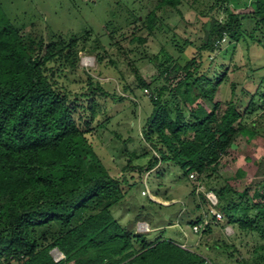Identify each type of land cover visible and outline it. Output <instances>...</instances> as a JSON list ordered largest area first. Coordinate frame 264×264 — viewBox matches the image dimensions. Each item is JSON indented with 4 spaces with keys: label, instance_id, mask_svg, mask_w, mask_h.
<instances>
[{
    "label": "trees",
    "instance_id": "1",
    "mask_svg": "<svg viewBox=\"0 0 264 264\" xmlns=\"http://www.w3.org/2000/svg\"><path fill=\"white\" fill-rule=\"evenodd\" d=\"M91 1H82V5L89 8L94 3ZM182 1L159 0L144 16L132 7L125 23H141V29L150 34L162 23L157 10L177 9ZM214 9L222 17L211 18L199 46L207 57L218 48L217 39L228 36L238 41L245 32L246 18L253 21L246 34L264 50V0H254L253 10L242 15L229 11L227 0H212L207 13ZM114 18L115 13L106 18L98 33L85 26L79 33L51 31L44 39L30 33L29 25L13 23L0 0V264H223L169 237L149 240L145 232L126 228L111 213L128 189L122 187L124 179L110 175L90 141L92 131L106 127L112 118L97 101V96L108 94L87 73V92L79 94L87 104H77V97L71 98L55 75L62 74L65 68L78 70V52L82 50L94 53L100 63L105 52L101 38L106 36L114 44L111 40L121 31ZM131 38L145 40L133 33ZM201 56L199 53L184 65L169 57L165 63H157L158 76L172 86L153 87L149 94L151 112L142 126L141 137L155 155L143 165L132 164L148 152L138 154L124 144L122 151L128 154L124 170L142 172L157 163H170L178 166L189 182L194 181L189 174L195 172V181L202 183L215 175L238 136L251 138L260 133L253 120L247 122V117L256 110L258 101L264 106L263 84L250 93L241 87L237 94L236 85L231 83L230 97L220 101L216 95L227 79L226 73L220 74L216 68L211 73L200 71L204 62ZM132 71L135 87L145 91L151 88L152 81L138 75L135 66ZM171 74H180L175 83L170 81ZM123 86L134 93V88ZM166 89L173 98L170 109L167 101L161 99ZM247 95L244 101L242 96ZM198 99L207 101L210 107ZM99 115L104 117L99 119ZM206 184V191L217 197L216 208L225 224L251 234L256 231L264 239L263 202L254 203L248 197L243 201L226 181L221 187ZM197 186H191V193ZM197 195L196 209L201 210L207 200L204 192ZM254 196L263 194L255 191ZM249 204L255 210L247 213ZM208 216L212 217L206 209L189 224L193 227ZM218 224L205 225L201 236L210 234ZM54 248L62 253V258H53L50 251ZM227 248L226 244L223 250ZM233 249L237 251L235 246ZM253 250L257 263L264 264V242ZM239 263L249 264L244 259Z\"/></svg>",
    "mask_w": 264,
    "mask_h": 264
},
{
    "label": "rangeland",
    "instance_id": "2",
    "mask_svg": "<svg viewBox=\"0 0 264 264\" xmlns=\"http://www.w3.org/2000/svg\"><path fill=\"white\" fill-rule=\"evenodd\" d=\"M1 1L4 12L13 23L29 25L30 33L40 34L44 39L51 31L63 34L79 33L85 26L92 27L94 32L98 33L102 22L106 18L110 19L112 13L116 14L113 22L118 27L121 26V31L114 40H111L112 43L115 42L114 44H111L106 36L101 38L105 51L102 53L101 62L98 63L94 53L79 51V69L65 68L66 71L59 76L56 74L55 78L70 92L71 98L77 97L74 100L77 104H87V100L79 96L87 92L89 82L87 73L93 76L108 94L106 97L97 96V101L100 107L105 108L106 115H112V118L106 127L100 126L92 131L90 141L110 175L125 180L122 187L128 189L126 196L111 209L113 217L120 224L134 232H145L149 240L157 236L178 240L185 234L194 237L189 220L194 219L199 212L204 214L209 208L206 202L203 209H196L199 202L197 193L206 192L209 187L207 182L212 186L221 187L226 181L238 192V197L243 201L248 197L254 203H264L262 101H258L256 110L247 117V122L253 120L260 133L251 138L249 135L238 136L228 154L222 158V164L217 168L215 175L209 179L206 177L202 183L191 181L192 185H198V192L194 189V193H191V182L182 176L178 166L170 163H158L156 170L150 174H147L148 171L123 169L128 160V154L122 151L124 144L129 150L138 154L143 151L148 152L147 156L134 160L132 164L143 165L147 158L155 155L149 144L141 137L142 126L151 112L149 94L153 87L155 89L162 85L172 86L170 82L158 76L157 63H165L164 60L169 57L184 65L200 53L201 60L204 61L200 71L211 73L216 68L220 74L226 73L227 79L219 87L216 95L220 101H226L230 97L231 83L236 85L237 94L241 87L250 93L258 84L264 86V50L260 45L252 42L247 35L253 27L252 20L247 18L243 20L245 32L238 41L225 36L218 48L207 57V52L199 50V46L203 43L211 18L222 17L217 9L209 11L210 14L207 13L212 0H183L177 5V9L167 7L158 9L157 13L161 16L162 23L150 34L145 29H141V23L126 24L124 19L128 15L127 11L132 7H135V12L144 16L159 0H92L91 2L94 3H91L90 7L88 5L89 8L87 5H82V1L87 0ZM253 4L254 0H227L229 11L238 15L251 12ZM132 33L145 40L140 42L132 39ZM255 34L260 36L258 32ZM133 66L138 69V75L147 81H152V86L147 91L135 87L137 81L132 71ZM171 77L173 78L170 81L175 83L180 74L176 77L171 74ZM123 85L134 88V93L125 90ZM112 95H116V98H112ZM119 95L123 98L118 99ZM242 97L246 101L249 96ZM161 99L167 101V108L173 107V98L168 89L162 93ZM198 101H201L206 108L210 107L207 101L202 99ZM78 111L82 113L80 109ZM103 117L98 116L99 119ZM255 191H261L263 197L254 196ZM150 194L158 195L155 203H151ZM165 197L175 198L177 202L164 207L158 201L161 202ZM249 206L247 213L255 210L250 204ZM144 220L149 224L150 230L143 224ZM168 221L175 225H168ZM212 230L210 234L203 236V247L200 249L203 255L217 263L241 264L239 260L244 259L249 264H258L253 249L263 243L264 239H261L256 231L251 234L236 230L234 226L225 224L224 220ZM226 244L229 248L224 251ZM234 246L237 251L233 249ZM54 251V249L50 251L51 255H54ZM230 253H232L231 258Z\"/></svg>",
    "mask_w": 264,
    "mask_h": 264
},
{
    "label": "built area",
    "instance_id": "3",
    "mask_svg": "<svg viewBox=\"0 0 264 264\" xmlns=\"http://www.w3.org/2000/svg\"><path fill=\"white\" fill-rule=\"evenodd\" d=\"M223 40H224V37L217 39L215 41L216 45H219ZM196 177H197V174L195 172H191L189 174V178L191 180L195 181ZM197 190H198V188H197ZM205 197H206V200H207L208 205H209L208 212L212 217L211 218L209 216L204 217V219L202 220L201 223L194 225L192 227L194 232L200 233L203 230L205 225H207L209 223L220 222L223 219L222 213L219 210H217V208H216V204H217L216 195L212 191H209V192L205 193ZM54 250H55L54 255H52V256L55 260H58V259L63 257L62 253L58 249L54 248Z\"/></svg>",
    "mask_w": 264,
    "mask_h": 264
},
{
    "label": "crops",
    "instance_id": "4",
    "mask_svg": "<svg viewBox=\"0 0 264 264\" xmlns=\"http://www.w3.org/2000/svg\"><path fill=\"white\" fill-rule=\"evenodd\" d=\"M158 163L153 167L151 168L150 170H148L147 174H150L152 173L153 171L156 170V167H157ZM200 193V192H198ZM158 197L157 194H150V199L153 200V201H157L158 199H156ZM162 201H158L162 206L166 207V206H169L171 203H174V202H177V200L175 198H171V199H168L167 197L165 198H162L161 199ZM169 218V217H167ZM148 230H150V227H149V224L147 223L146 220L143 221ZM168 225H175L174 223H171V224H168ZM157 228V227H155ZM194 232V231H193ZM195 236H188L185 234V236H183V238H179L178 242H180V245L183 246V247H188L189 249H193V250H196L197 252H200V249L203 247V242H202V239L204 238L203 236H201V234L199 232H194ZM173 239V238H172ZM201 253V252H200ZM202 254V253H201ZM223 264H226V263H223Z\"/></svg>",
    "mask_w": 264,
    "mask_h": 264
},
{
    "label": "clouds",
    "instance_id": "5",
    "mask_svg": "<svg viewBox=\"0 0 264 264\" xmlns=\"http://www.w3.org/2000/svg\"><path fill=\"white\" fill-rule=\"evenodd\" d=\"M191 180V179H190ZM197 188H198V186L196 187V190H197ZM197 192H198V190H197ZM206 192H209V191H206ZM206 192H204V196H205V193ZM214 193V192H213ZM208 203V202H207ZM192 228V227H191ZM193 230V229H192Z\"/></svg>",
    "mask_w": 264,
    "mask_h": 264
}]
</instances>
